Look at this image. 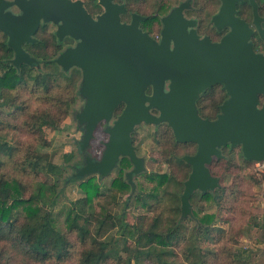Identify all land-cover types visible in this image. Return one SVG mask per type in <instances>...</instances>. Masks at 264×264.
Returning <instances> with one entry per match:
<instances>
[{
    "label": "water",
    "instance_id": "1",
    "mask_svg": "<svg viewBox=\"0 0 264 264\" xmlns=\"http://www.w3.org/2000/svg\"><path fill=\"white\" fill-rule=\"evenodd\" d=\"M221 1L213 22L219 29L230 30L220 42L212 43L207 36L200 39L195 29L188 32V26L195 23L183 14L189 2L163 17L158 41L140 27L146 16L134 13L130 23L123 22L126 6L114 0H99L104 11L96 18L83 0H14L22 10L20 15L5 11L13 2L0 0V30L8 35V45L15 51L14 64L36 61L23 43L37 40L35 34L42 22L58 24L60 39L70 35L79 40L56 61L65 70L73 66L82 69L80 93L85 102L76 115L84 131L82 150L89 146L99 124L111 123L117 107L125 104L114 123L105 128L109 138L102 157L86 154L76 175L107 176L120 157L128 156L134 165L127 173L132 182L133 175L145 169L133 143V131L141 123L167 122L176 141L197 144L196 153L184 155L192 166L181 196L187 216L194 191L220 186L208 165L214 157H221L222 146L240 145L247 159L264 161V102L261 104L260 98L264 95V53L256 52L251 40L255 28L264 35V17L258 12L257 1L249 0L254 28L237 15V4L243 0ZM218 83L229 97L216 119L203 118L196 101L205 89ZM149 86L152 94L146 93Z\"/></svg>",
    "mask_w": 264,
    "mask_h": 264
},
{
    "label": "trees",
    "instance_id": "2",
    "mask_svg": "<svg viewBox=\"0 0 264 264\" xmlns=\"http://www.w3.org/2000/svg\"><path fill=\"white\" fill-rule=\"evenodd\" d=\"M256 1L258 12L264 17V0ZM83 2L93 16L104 11L99 0H83ZM117 2L126 6L123 16L127 14L132 16L134 13L141 14L131 9L123 0ZM177 4L160 1L153 13L141 14L146 16L143 27L151 31L150 28L154 21H159L163 25V17L168 15ZM195 4L192 0L190 10H193ZM239 10L238 15L244 18L247 17L249 11V23H253V7L250 1L249 4L247 0L240 2ZM205 23L207 26L208 22L204 21V25ZM262 27L264 28V21ZM161 30H159V34ZM0 36H2L0 38V124L4 123L3 119L10 121L11 118L16 119L24 115L25 128L36 135L38 134L37 145L32 144L26 148H19L0 136V165H4L9 158H16L18 159L17 164L23 168V171L28 169L35 173L30 185L31 190H28L27 184L23 180L8 177L5 172L0 173V264H16L19 256L26 261L41 264H65L75 258V254H77V264H108L109 262L140 264L146 258L153 259L156 264H184L177 261L178 254L175 251V247L182 241H184L183 255L185 258L189 259L194 249L200 250V260L192 261L191 264H211L212 256V262L216 263L219 257L216 248L215 250H206L201 244L215 240L213 228L217 224L219 212H205V209L207 206L213 205L217 208L228 209L225 207L226 195H231L226 191L227 187L223 185V180L227 174L231 173L233 170L231 167L235 162L229 158L228 152L233 151L235 147L241 148V146L232 147L228 143L220 148L221 157H214L208 165L211 173L219 178L220 186L207 192L194 191L190 197L191 213L185 216L182 211L181 196L192 166L185 161L184 155L196 153L197 144L176 141L173 130L167 122L154 125L157 129H163L164 126L170 129L171 135L168 139L174 146L167 156V162H175L180 167L179 173L175 171L168 173L145 172L144 169L134 174L132 182H130L127 173L134 165L128 156L120 157L116 166V168L120 167L119 174L112 185L120 192H130L129 197L123 201V208L120 211L113 212L103 205L99 211L92 210L93 200L105 194L106 191L102 189L100 182L94 176L76 175L77 170L84 164L85 155L89 154L88 148L82 150L80 145L83 162L74 164L75 172L67 180L71 182L81 180L80 187L85 195L71 201L67 206L64 219L65 228H63L55 213L62 189L57 182H51L39 176L41 173H51L55 177H60L63 176L65 168L55 163L51 153L45 150L48 143L43 134V128L47 126L58 129L69 116L70 109L77 102L78 96H81L80 87L77 84L79 72L74 73V67L65 70L57 63L56 58L63 51V42L56 32L54 36L57 45L54 46V51L59 53L58 56H53L48 51L42 52L41 50H45L44 40L38 38V34H36V42L26 44L28 53L36 61L18 64L12 62L14 50L8 45L7 36L2 33ZM252 42L256 52L264 53V35L262 36L257 29L252 36ZM78 69L80 70V68ZM60 88L62 90L57 97L54 95V91ZM16 90L17 92L26 90L31 95H28L27 99H22L21 95L11 93ZM32 95H37L38 98L43 96L46 101L44 103L47 104L46 108L38 107L36 109L34 107L29 110L31 99L28 98ZM205 96H209V99L203 105ZM228 97L229 95L221 84L203 91L196 101L199 114L203 118L216 119L221 113V105ZM260 98L263 103L264 95H261ZM19 101L23 102L21 106H17L22 110L21 113L14 112L16 114L11 116L9 112L1 110L4 109L2 107L16 106ZM123 108L124 103H121L115 110L114 118L122 112ZM107 123L106 121L101 122V124ZM158 131L152 135L159 142ZM132 136L135 145V130ZM179 146L188 149L187 153L179 154ZM189 148L192 150L189 151ZM241 153L245 162L250 165L252 160L243 155L242 148ZM181 172H186L184 179L179 178ZM138 176H145L149 181L154 182V185L145 187L134 180ZM250 177L253 178L252 175ZM260 179L256 180V183H263L264 175ZM171 185L172 189H170ZM109 191V193H113L112 190ZM231 193L235 194L234 198H238L237 192ZM107 195L109 194L107 193ZM112 199L119 202L116 195ZM132 200L144 211H151L154 206H158L157 204L162 206L165 201V205L171 213L165 216L162 209L152 216L148 226H145L148 222V213H141L138 222H130L126 209ZM142 216L144 218H141ZM186 220L194 222L189 235L186 233L187 227L184 222ZM257 228L259 234L264 230V214L263 222L257 224ZM112 231H116L117 234L106 239ZM131 236L135 244L127 248L125 245ZM73 237L75 238L72 239ZM227 257L230 259V264H250L251 249L245 256L230 252Z\"/></svg>",
    "mask_w": 264,
    "mask_h": 264
},
{
    "label": "rangeland",
    "instance_id": "3",
    "mask_svg": "<svg viewBox=\"0 0 264 264\" xmlns=\"http://www.w3.org/2000/svg\"><path fill=\"white\" fill-rule=\"evenodd\" d=\"M120 1V0H117ZM129 5L133 10L140 12L141 14L148 15L153 13L158 7L160 1L166 2L170 1L174 4H177L181 0H123ZM183 1V0H182ZM193 3H196L193 6V10L187 11L188 15L198 17L205 22L210 24L211 16L216 13L221 5L220 0H193ZM124 20L130 21L131 15L127 14L123 16ZM206 24V23H205ZM162 24L159 21H154L151 25V32L154 35L159 34V30L162 28ZM57 30V25L54 22H44L41 29L38 31V38L44 40L45 50L42 52L48 51L49 54L53 56H58V52L54 51V46L57 45L55 39V32ZM2 38V36H0ZM264 51V50H263ZM73 72H79L77 75V84L80 87L83 74L77 67L73 68ZM221 88L219 87V90ZM61 88L57 91H54V95L58 97L61 92ZM12 94H19L22 96V99H27L28 94L26 90H17L11 92ZM30 108L40 107V109L46 108L47 104L44 103L45 98L42 96L38 98L37 95H32L30 98ZM209 96H205L203 99V105L208 102ZM34 101V102H32ZM20 102V103H19ZM16 103V106L2 107L1 109L5 112H9L11 116L16 114L14 112H22L20 107L23 103L19 101ZM40 103V104H39ZM46 104V105H45ZM262 104V102H261ZM84 105V98L78 96L77 102L70 109L69 116L62 122L58 129H52L45 126L43 128L44 136L47 139V146L45 150L50 152L53 158V161L59 165L64 166L63 176L55 177L51 173H41L40 178L49 180L51 182H57L59 187L62 189V194L60 195L58 205L55 209V213L59 218V223L63 228L65 211L67 206L71 201L76 200L85 195L84 191L80 187L81 180L73 181L67 180L71 175L74 174L75 168L74 164L83 162V153L80 150V142L82 139L83 130L81 125H79L76 115L81 110ZM117 117V116H116ZM115 117V118H116ZM25 116H20L16 119L4 120L3 124H0V136L4 139H7L11 144L18 146L19 148H26L32 144L37 145L38 134L32 133L30 130L25 128ZM113 118V120L115 119ZM112 120V121H113ZM6 122V123H5ZM9 122V123H8ZM105 124H101L95 131L94 137L91 140L88 148V153L93 157H101L105 149V142L108 140V135L105 133L104 128ZM160 130V131H158ZM165 130V131H164ZM159 132V142L153 137V133ZM164 131L163 134L161 132ZM171 135L170 129L163 127V129H157L154 124L141 123L135 129V146L138 156L144 159L145 163V172H154V173H164V172H176L179 173L180 167L174 162H167V156L173 148V144L170 142L169 136ZM186 148L179 146V154L187 153ZM192 150L189 148V151ZM72 153L74 157L72 158ZM229 158L235 160L231 169L230 174H227L224 177L223 185L226 186V191L229 192V195H226L225 207L228 209L217 208V206H207L205 212H215L218 211L217 224L213 228L215 234V240L212 242L202 243L201 245L206 250H215L219 254L216 263L212 262V257L210 258L211 264H230V259L227 255L230 252L236 254H249V241L252 240L256 235L258 238L262 233H258L257 224L263 222L264 214V182L261 184L256 183V180H261L260 178L264 175V163L261 161H252L249 165L245 162L242 157L241 148L235 147L233 151L228 152ZM16 158H9L6 160L4 165H0V173L5 172L8 177H16L20 180H23L27 184L28 190H31L32 178L35 176L34 172L23 171V168L17 164ZM120 167L114 168L112 172L107 176H100L99 174H93L89 176H94L101 184L102 189L106 191L105 194L96 197L93 200L92 210L99 211L100 207L106 206L111 211L116 212L120 211L123 208V201L129 197L130 192H120L118 189L113 187L112 183L114 179L119 174ZM179 178L184 179L186 172H181ZM252 175L253 178L250 177ZM134 180L140 182L145 187H152L154 182H151L145 176L135 177ZM29 185V186H28ZM173 186H170L172 189ZM112 190L113 193H109ZM237 192L238 198H234L235 194L231 192ZM29 193V191H26ZM116 195L119 202L114 201L113 196ZM153 209L144 211L138 204L133 203V200L130 202V205L127 207V216L129 217L130 222H138L141 213H148L147 223L145 226H148L151 222L152 216L160 212L162 209L165 216H168L171 211L166 207L165 201L162 206L157 204ZM139 216V217H138ZM141 218H144L142 216ZM144 220V219H143ZM260 221V222H259ZM186 233L189 235L191 232V227L193 221L186 220ZM116 231L110 232L106 239H109L113 235H116ZM186 235V236H187ZM73 237L72 239H74ZM135 241L133 237H129L128 242L125 247L134 246ZM184 241L180 242L178 246L175 247L177 252V261L183 262L184 264H191L192 261L200 260L201 253L199 249H194L191 253L189 259L185 258L183 255ZM77 248V247H76ZM77 254L75 258L70 259L65 264H77L76 263ZM153 259H145L140 264H156ZM16 264H41L33 261H26L23 257L19 256L17 258ZM45 264V263H43ZM108 264H113L109 262ZM138 264V263H137Z\"/></svg>",
    "mask_w": 264,
    "mask_h": 264
},
{
    "label": "flooded vegetation",
    "instance_id": "4",
    "mask_svg": "<svg viewBox=\"0 0 264 264\" xmlns=\"http://www.w3.org/2000/svg\"><path fill=\"white\" fill-rule=\"evenodd\" d=\"M8 1H11V2H13L10 6H8L6 9H5V11H11L12 13H14V14H17V15H20L21 13H22V10L19 8V6L16 4V3H14V0H8ZM115 2H117L116 0H114ZM221 1V0H220ZM243 1H245V0H243ZM183 2H189V6L187 7V8H185L184 9V11H183V14H184V16L187 18V19H189V20H194L195 21V23L193 24V25H189L188 26V32H190L192 29H195L196 30V32H197V35H198V37L200 38V39H202V38H204V37H208L209 39H210V41L212 42V43H218V42H220L222 39H223V37L229 32V30H230V27H224L223 29H219L216 25H215V23L213 22V16L219 11H217L216 13H214L213 15H212V17H211V20H210V25L212 26V27H210L209 26V24L207 23V26H206V24L204 25V23H203V20L202 19H200V18H198V17H194V16H190V15H188V13H187V11L188 10H190V8L192 7V0H183L182 2H180L179 4H181V3H183ZM242 2V1H241ZM247 2H248V4H249V0H247ZM119 3V2H118ZM179 4H177V5H179ZM221 4H222V1H221ZM239 4H240V2L237 4V15H238V13H239ZM221 6V5H220ZM220 9V8H219ZM239 16V15H238ZM95 18H96V15L94 16ZM241 17V16H240ZM241 18H243V19H245V21H247L248 22V24H249V11H248V14H247V17L246 18H244V17H241ZM146 19V18H145ZM145 19H143V20H141L140 21V27L144 30V31H147L150 35H151V37H153V38H155L156 40H158V41H160L161 40V37H162V30H161V32H160V34H158V35H154L151 31H149V30H147V29H145L144 27H143V21L145 20ZM121 20L123 21V22H127V23H130L131 22V20H132V16H131V20L130 21H126V20H124V18H123V15L121 14ZM43 23L44 22H42L41 23V25H40V28H39V30L41 29V27H42V25H43ZM263 23V22H262ZM251 25H253V23H250ZM57 25V28H58V24H56ZM254 26V25H253ZM254 28H255V26H254ZM163 29V28H162ZM256 29V28H255ZM38 30V31H39ZM38 31H37V33H38ZM57 31V30H56ZM0 33H2V34H5L6 36H7V43H8V39H9V37H8V35L5 33V32H3L2 30H0ZM36 33V34H37ZM35 34V35H36ZM62 42H63V48H62V52H64L65 50H67V49H69V48H74V47H76L77 46V44H78V42H79V40H77V39H75L74 37H72V36H70V35H65L62 39ZM251 40H252V38H251ZM36 42V41H35ZM28 42H24L23 43V48H24V50H26L27 52H28V49H27V47H26V44H27ZM170 45H171V49L173 50L174 49V46H175V39L172 37L171 38V41H170ZM13 49V48H12ZM14 50V49H13ZM15 57V51H14V56H13V58ZM12 58V59H13ZM73 67H78V66H73ZM73 67H71V68H73ZM78 68H80V67H78ZM80 70H81V73H82V69L80 68ZM82 83V82H81ZM168 84H169V81H167V86H168ZM222 85L223 86V84L222 83H218V84H215V85H213V86H211V87H209V88H212V87H215V86H218V85ZM80 87H81V85H80ZM209 88H207V89H209ZM166 89H168L167 87H166ZM207 89H205V90H207ZM204 90V91H205ZM146 93L147 94H152V87L151 86H149L148 88H147V90H146ZM81 97L82 98H84L82 95H81ZM84 102H85V98H84ZM124 107H125V104H124ZM124 109V108H123ZM152 112L153 113H155V114H158V110L157 109H152ZM117 117H118V115H117ZM116 117V118H117ZM115 120V119H114ZM113 120V121H114ZM111 122V123H107V124H105L106 125V127L107 126H109V125H111V124H113L114 122ZM101 125V123L99 124V126ZM98 126V127H99ZM105 127V128H106ZM83 128V127H82ZM105 128H104V130H105ZM136 129V128H135ZM108 135V134H107ZM108 138H109V136H108ZM135 149H136V147H135ZM102 157V156H101ZM101 157H99V158H101ZM99 158H97V157H95V159H99ZM94 174H98V173H94ZM91 175H93V174H91Z\"/></svg>",
    "mask_w": 264,
    "mask_h": 264
},
{
    "label": "crops",
    "instance_id": "5",
    "mask_svg": "<svg viewBox=\"0 0 264 264\" xmlns=\"http://www.w3.org/2000/svg\"><path fill=\"white\" fill-rule=\"evenodd\" d=\"M257 238L258 235L249 241V249H251L250 264H264V233L261 234L260 238Z\"/></svg>",
    "mask_w": 264,
    "mask_h": 264
},
{
    "label": "built area",
    "instance_id": "6",
    "mask_svg": "<svg viewBox=\"0 0 264 264\" xmlns=\"http://www.w3.org/2000/svg\"><path fill=\"white\" fill-rule=\"evenodd\" d=\"M261 162H263V163H264V161H261Z\"/></svg>",
    "mask_w": 264,
    "mask_h": 264
}]
</instances>
